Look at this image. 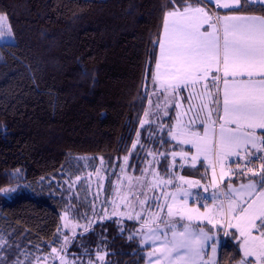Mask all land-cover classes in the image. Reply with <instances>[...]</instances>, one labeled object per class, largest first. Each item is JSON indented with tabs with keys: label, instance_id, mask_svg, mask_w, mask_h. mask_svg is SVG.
I'll use <instances>...</instances> for the list:
<instances>
[{
	"label": "trees",
	"instance_id": "trees-1",
	"mask_svg": "<svg viewBox=\"0 0 264 264\" xmlns=\"http://www.w3.org/2000/svg\"><path fill=\"white\" fill-rule=\"evenodd\" d=\"M201 4L213 11L208 0H0L14 34L0 45V264H58L46 259L60 246L64 211L79 224L67 237L69 256L145 264L151 225L92 218L55 180L100 166L110 199L151 166L165 176L175 107L154 76L160 36L169 13ZM230 11L264 14V5L243 1ZM239 257L224 238L217 264Z\"/></svg>",
	"mask_w": 264,
	"mask_h": 264
},
{
	"label": "rangeland",
	"instance_id": "rangeland-1",
	"mask_svg": "<svg viewBox=\"0 0 264 264\" xmlns=\"http://www.w3.org/2000/svg\"><path fill=\"white\" fill-rule=\"evenodd\" d=\"M189 9L195 10L196 7ZM208 15L209 21L200 25V32L206 36L213 32L210 24L219 28V19L252 17L248 12L215 11V14L208 12ZM220 35H223V30H220ZM12 42L14 34L10 23L6 15L0 13V45ZM212 71L216 72V67ZM239 78L234 82L237 88L243 86L241 82L248 81L243 76ZM212 79L207 82L198 81L194 87L191 82L188 87L181 84L175 91L171 90L175 108H172L174 116L171 111L169 114L168 134L171 142L166 149L168 162L164 177L154 176L152 173L158 174L156 166H151L150 175L131 180L128 177L124 183L125 189H121L119 184L114 196L108 200L104 198L106 177L100 166L93 170L87 166V170L76 178L69 177L55 182L60 188L67 185L73 188L92 218H132L141 220L142 227L152 225L157 230H163L169 223L197 228L209 237L203 245L204 250L211 247L214 240L227 235L240 243L242 258L239 264H248L251 260L253 264H264V256L260 255L264 251V245L261 244V240H264V216L259 215L264 209V203H260L264 199V189L256 186L264 179V149L258 143L259 138L264 140V134L259 133L258 127H254L257 128L255 131L249 129V124L257 121L240 119L225 112L219 90L216 94L215 90H211L212 86L215 87ZM157 84L161 87L159 81ZM158 105L154 98V110H158ZM234 136H247L249 142H241L238 146L228 143V138ZM158 161L155 160V163ZM237 173L239 179H230V176ZM249 185L252 186L251 190ZM230 200L236 208L232 213L228 211ZM244 209H248V213ZM256 218L261 224L252 228ZM61 221L60 246L48 254L46 261L49 262L50 257H53L58 264H95L86 256L75 258L66 254L64 249L68 234L74 232L79 224L69 217L67 211L61 213ZM233 230L237 232L236 236ZM241 230L247 234L242 236ZM246 251L252 254L246 256ZM149 259L148 252L145 264L151 262Z\"/></svg>",
	"mask_w": 264,
	"mask_h": 264
},
{
	"label": "snow or ice",
	"instance_id": "snow-or-ice-1",
	"mask_svg": "<svg viewBox=\"0 0 264 264\" xmlns=\"http://www.w3.org/2000/svg\"><path fill=\"white\" fill-rule=\"evenodd\" d=\"M223 7L229 5L224 4ZM202 13V9H195ZM175 13H169V16ZM205 22H208L207 14H204ZM213 32L207 36L200 32V25L174 22L171 27L166 23V36L160 40L161 59L156 65L155 79L161 82L165 90L183 84L185 87L195 86L199 78H208L212 73V64H217L216 72L220 71L219 64L223 63L224 71V108L234 116L245 120H256L258 123L249 124V127L264 128V79L255 82L251 79L254 73L264 77V18L257 17H226L223 21V35L219 28L210 24ZM222 57V61H221ZM247 75L249 80L241 82L242 87L230 90L227 77ZM219 78V77H215ZM238 122V121H237ZM228 143L237 146L243 142L247 144L249 139L245 137H231ZM249 189L252 186L249 185ZM19 189L3 190L5 197L14 196ZM234 204L229 202V213L235 212ZM248 209H244L248 213ZM264 216V209L259 213ZM231 227V224L229 225ZM239 227V225H237ZM247 233L241 230V235ZM183 235V234H182ZM205 240L207 234L201 233ZM191 247L185 256H199V238H190ZM247 243V241H245ZM264 245V240H261ZM186 246V245H182ZM249 251L246 256L251 255ZM264 256V251H261ZM181 259V257H177ZM243 264V262H242Z\"/></svg>",
	"mask_w": 264,
	"mask_h": 264
},
{
	"label": "crops",
	"instance_id": "crops-1",
	"mask_svg": "<svg viewBox=\"0 0 264 264\" xmlns=\"http://www.w3.org/2000/svg\"><path fill=\"white\" fill-rule=\"evenodd\" d=\"M243 1L247 3H259V4L264 5V0H208V3L209 2L211 3L210 7L213 10L212 12L209 9H207L206 6L201 4V5H195L193 7H196V9H202L203 10L202 13H197L195 12V10L188 9L187 11L175 13V15H171V16L168 15L163 25L160 40L162 38H165L166 36V23L168 24L169 27H171V25L174 22L188 23L193 26L204 25L206 23L204 14L206 13L209 19L208 12L213 13V14H215V11L220 12V13H223V12L242 13L244 12V11H230V10L240 7ZM224 4H227L229 6L223 7L222 5ZM248 13H250L252 17L253 15L254 16L256 15L255 17L257 18H264V14H259V13L256 14L252 12H248ZM189 19L191 21L187 22ZM223 21H224L223 19L217 20L220 30H223ZM202 34L205 35L204 32ZM160 59H161V48H160V41H159L158 53H157L156 62H155L154 76L156 74V65L158 61H160ZM221 61H222V57H221ZM214 67L217 68V64L215 62L212 64V70L214 69ZM219 68H220V71L218 73L212 71V73L209 74L207 79L201 77L199 78L198 81L207 82L208 80L213 78L215 87L212 86L211 90H215V94L217 93V90H219V94L221 96L220 100H224L223 92L225 90V83H224L225 77H224L222 62L219 64ZM217 75L219 76V79L215 78L217 77ZM240 76L241 75H237L234 78L232 76L227 77L228 88L230 90L237 88L234 82L236 80H240L239 78ZM243 78L246 80H249V77L247 75H243ZM251 79L253 81L259 82L260 80L264 79V77H261L258 73H254ZM218 82L219 84L217 85ZM159 83L161 84L160 81ZM217 86H219V88ZM168 90L171 91L173 89L168 88ZM253 121H256V120H253ZM249 129L255 131L257 128L250 127ZM257 130H259V133L264 132V128L258 127ZM258 143L261 144L264 149V140L262 141L261 138H259ZM246 182H251V181H246ZM254 184L256 185V183ZM256 186L258 187V189H262V188L264 189V183H261V186L260 184ZM260 203H264V199ZM258 219H261V218L258 217ZM258 219L256 218V220H254L252 228L259 227L261 223ZM202 232H203L202 230L200 231L197 228H193V227L186 228L185 226L183 227L180 225L174 226V224H171V223L166 224L163 230H157L154 226L151 225L142 234L143 240L145 241V243L149 245L147 251L149 252V256H150L149 260L151 262H147L146 264H216L220 256L223 240L224 238L227 237V235L224 237L221 236L217 240H214L212 246L209 248L207 247V249L204 250L203 245L207 240H205L203 236H201ZM252 232H255V231H252ZM233 233L235 234V236L237 235V232L235 230H233ZM190 238L192 239L199 238L200 240V245H199L200 254L197 257H192L191 254H189L188 256H185V253L188 251V248L191 247ZM234 242L239 247L240 257L233 264H239V260L242 258L240 243L238 241H234ZM182 245H186V246H182ZM178 256L181 257V259L178 260L177 259ZM248 264H253V260H251V262Z\"/></svg>",
	"mask_w": 264,
	"mask_h": 264
},
{
	"label": "built area",
	"instance_id": "built-area-1",
	"mask_svg": "<svg viewBox=\"0 0 264 264\" xmlns=\"http://www.w3.org/2000/svg\"><path fill=\"white\" fill-rule=\"evenodd\" d=\"M217 264V263H216Z\"/></svg>",
	"mask_w": 264,
	"mask_h": 264
}]
</instances>
